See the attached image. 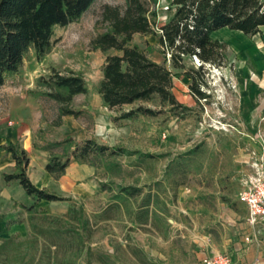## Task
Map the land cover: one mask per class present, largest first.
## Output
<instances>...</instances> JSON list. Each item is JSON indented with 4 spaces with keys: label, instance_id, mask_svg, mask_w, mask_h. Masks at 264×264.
Returning a JSON list of instances; mask_svg holds the SVG:
<instances>
[{
    "label": "rangeland",
    "instance_id": "374dc122",
    "mask_svg": "<svg viewBox=\"0 0 264 264\" xmlns=\"http://www.w3.org/2000/svg\"><path fill=\"white\" fill-rule=\"evenodd\" d=\"M106 5L123 7L125 0H97L78 21L54 29L52 47L43 58L38 59L33 49L28 52L19 73L0 87V122L9 127H16L17 121L26 123L38 147L71 137L76 143L94 139L136 152L118 157L122 171L112 180L104 169L79 161H72L63 176L54 178L45 171L49 153L38 148L27 170L29 177L66 200L36 202L16 182L1 191L0 264H153L147 253L166 257L157 258L158 264H201L196 253L215 250L205 241L232 234L247 214L239 199L243 176L250 171L245 161L250 151L259 148L258 135L264 137L257 85L249 88L238 80V63L227 49V62L205 66L201 90L207 98L199 101L183 72L198 69L201 62L184 57L185 68H174L155 35L136 34L133 43L150 49L151 58L174 73L173 93L189 109L172 110L158 98L122 110L108 109L97 92L106 54L90 49L91 39L106 27L101 22ZM157 11L160 25L174 9L169 0H158ZM53 69L81 73L88 85V93L74 99L79 116L63 117L58 127L50 126L57 103L30 94L38 89V79ZM139 104L160 112L115 120L121 111ZM54 150L61 152V148ZM101 182L106 188H101ZM119 184L141 187L143 192L116 196ZM23 205L35 208L30 211ZM72 206L82 208L90 219L86 229L79 227L85 241L81 253L78 235L57 236L58 246L52 245L48 221L41 218L59 217L74 227L67 218Z\"/></svg>",
    "mask_w": 264,
    "mask_h": 264
},
{
    "label": "trees",
    "instance_id": "16d2710c",
    "mask_svg": "<svg viewBox=\"0 0 264 264\" xmlns=\"http://www.w3.org/2000/svg\"><path fill=\"white\" fill-rule=\"evenodd\" d=\"M97 0H0V87L8 78L19 73L28 52L33 49L38 59L43 58L51 49L54 29L66 27L78 21ZM172 16L164 23H158V0H125V5H106L101 14V22L106 27L97 33L90 42L92 51H102L105 61L102 66V78L97 85L103 105L110 110H122L124 106L135 105L159 99L162 106L169 105L172 110L189 109L180 103L173 93L174 73L162 63L153 60L150 49L133 43L134 36L155 35L164 54H170L174 68H185L184 57L197 58L201 65L198 69H185L183 75L190 79V90L200 101L207 94L201 90L205 85L204 68L207 64L220 65L227 62V45L214 39L212 34L222 28L238 30L253 36L264 27V0H169ZM113 51V53H109ZM37 90H31L33 96H41L57 103V116L50 126L62 125L63 117H78L74 108L77 95L88 93V85L81 73L68 71L62 73L56 69L37 81ZM160 111L137 105L127 111H121L115 120L134 119L140 115L155 116ZM179 114V113H176ZM35 148L49 153L45 166L47 173L54 178L63 176L72 161H79L104 169L108 179L120 176L121 155H131L120 146L110 147L94 139L76 143L71 137L54 141ZM61 148V152H55ZM0 149L11 154L15 161V171L5 173L6 182L17 181L36 202L63 201L61 195L38 187L29 177L30 164L28 152L19 144L8 142ZM153 157L152 154H147ZM118 172V173H117ZM106 188V183H100ZM116 196L134 197L141 195L143 189L133 185L117 186ZM24 208L33 210L35 205ZM147 218L149 203L143 205ZM48 221L47 230L53 239H47L55 247V237L78 235L80 253L84 250V239L79 227L84 229L90 223L82 208L70 207L67 218L44 215ZM71 222V223H72ZM69 224V225H68ZM71 226V227H70ZM78 226V228L76 227ZM72 228V229H71ZM43 236L46 231H40ZM47 237V236H46Z\"/></svg>",
    "mask_w": 264,
    "mask_h": 264
},
{
    "label": "crops",
    "instance_id": "0c3cea01",
    "mask_svg": "<svg viewBox=\"0 0 264 264\" xmlns=\"http://www.w3.org/2000/svg\"><path fill=\"white\" fill-rule=\"evenodd\" d=\"M212 37L214 39H218L220 42L225 43L228 47V51H231L235 56V62L238 63L236 71L238 80L242 81V83L249 88L251 87V85H257L260 97L259 102L261 104L257 109V113L263 114L264 27L261 28V31L259 33L253 36L245 35L243 32L238 30L222 28L215 31L212 34ZM21 97L25 99L24 96ZM7 141L20 143V145L28 152L31 159L28 167V170H30L33 158L32 155L39 152V149L34 147L31 127H28L26 123H19L18 121L16 127H9L3 122H0V146L6 144ZM249 157L250 153L248 154V158L245 162L248 163ZM14 171L15 161L13 160L11 154L6 153L5 151L0 149V192L7 189L8 186L13 182L14 184L15 182L18 183L17 181L6 182L4 179L5 173H13ZM263 228L264 226L262 224H259L255 227L250 226L247 222L246 214L243 222L238 224L236 229H233L232 234L221 236V239L219 240L222 244H220V246H218L217 244L219 240L217 241L213 238H210L209 241H205V245L209 244L211 248L218 250V252L229 254L232 258L233 264H264ZM246 237L250 238L249 242L246 241ZM215 250L213 251L216 252ZM208 252V249H206L202 253H196V255L198 256V258L202 259L206 254H211ZM147 254L150 256L149 258L153 259V264H158L157 258L161 260H165L166 258L160 253H158V255H156V253Z\"/></svg>",
    "mask_w": 264,
    "mask_h": 264
},
{
    "label": "built area",
    "instance_id": "2783aa9c",
    "mask_svg": "<svg viewBox=\"0 0 264 264\" xmlns=\"http://www.w3.org/2000/svg\"><path fill=\"white\" fill-rule=\"evenodd\" d=\"M258 136L256 140L260 146L250 152V171L243 176L239 193L240 201L247 207V222L252 227L259 224L264 226V137L261 134ZM246 241L249 242L250 238L246 237ZM201 264H233V261L229 254L213 252L206 254Z\"/></svg>",
    "mask_w": 264,
    "mask_h": 264
}]
</instances>
